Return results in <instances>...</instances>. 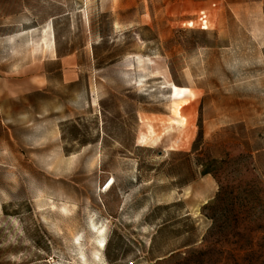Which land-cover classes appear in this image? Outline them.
I'll return each mask as SVG.
<instances>
[{
	"label": "rangeland",
	"instance_id": "obj_1",
	"mask_svg": "<svg viewBox=\"0 0 264 264\" xmlns=\"http://www.w3.org/2000/svg\"><path fill=\"white\" fill-rule=\"evenodd\" d=\"M0 264H264V0H0Z\"/></svg>",
	"mask_w": 264,
	"mask_h": 264
},
{
	"label": "crops",
	"instance_id": "obj_2",
	"mask_svg": "<svg viewBox=\"0 0 264 264\" xmlns=\"http://www.w3.org/2000/svg\"><path fill=\"white\" fill-rule=\"evenodd\" d=\"M63 79L65 83H72L77 80V72L74 70L76 64L73 58L69 56H63L59 60Z\"/></svg>",
	"mask_w": 264,
	"mask_h": 264
},
{
	"label": "built area",
	"instance_id": "obj_3",
	"mask_svg": "<svg viewBox=\"0 0 264 264\" xmlns=\"http://www.w3.org/2000/svg\"><path fill=\"white\" fill-rule=\"evenodd\" d=\"M199 23H200V28L203 30H206V26H207V18L206 15L204 13L200 14V17L198 19Z\"/></svg>",
	"mask_w": 264,
	"mask_h": 264
},
{
	"label": "bare ground",
	"instance_id": "obj_4",
	"mask_svg": "<svg viewBox=\"0 0 264 264\" xmlns=\"http://www.w3.org/2000/svg\"><path fill=\"white\" fill-rule=\"evenodd\" d=\"M47 44V43H46ZM175 90H176V88H175ZM110 187H111V184H109L107 187H106V189L108 190V189H110Z\"/></svg>",
	"mask_w": 264,
	"mask_h": 264
}]
</instances>
